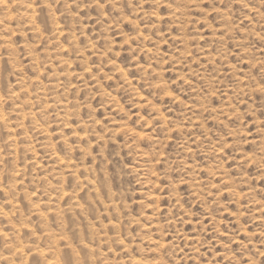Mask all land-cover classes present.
Here are the masks:
<instances>
[{
	"label": "rangeland",
	"instance_id": "1",
	"mask_svg": "<svg viewBox=\"0 0 264 264\" xmlns=\"http://www.w3.org/2000/svg\"><path fill=\"white\" fill-rule=\"evenodd\" d=\"M0 214V264H264V0H0Z\"/></svg>",
	"mask_w": 264,
	"mask_h": 264
},
{
	"label": "bare ground",
	"instance_id": "2",
	"mask_svg": "<svg viewBox=\"0 0 264 264\" xmlns=\"http://www.w3.org/2000/svg\"><path fill=\"white\" fill-rule=\"evenodd\" d=\"M27 103V102H26ZM9 118V117H8ZM17 121V120H16ZM161 122V121H160ZM2 123V122H1ZM162 123V122H161ZM164 124V123H163ZM197 124V123H196ZM198 128V127H197ZM199 129V128H198ZM48 154V153H47ZM58 159V158H57ZM62 163V162H61ZM74 163V162H73ZM77 164V163H76ZM91 170V169H90ZM71 171V170H70ZM85 172V171H84ZM86 174H88V173H86ZM72 175V174H71ZM73 176V175H72ZM75 176V175H74ZM58 178V177H57ZM61 179V178H60ZM76 180V179H75ZM79 180V179H78ZM81 181V180H80ZM85 182V181H84ZM88 183V182H87ZM90 185V184H89ZM88 185V186H89ZM77 186V185H76ZM92 187V186H91ZM88 188V187H87ZM59 194V193H58ZM73 195V194H72ZM49 196V195H48ZM70 198V197H69ZM52 199V198H51ZM55 201V200H54ZM73 201H74V199H73ZM56 202V201H55ZM53 205H55V204H53ZM47 207H48V205H46ZM6 207V206H5ZM12 207V206H11ZM18 207V206H17ZM16 208V207H15ZM76 209H77V207H75ZM10 209V208H9ZM46 209V208H45ZM48 209V208H47ZM49 210V209H48ZM2 211V210H1ZM35 211V210H34ZM80 211V210H79ZM82 211V210H81ZM53 212V211H52ZM12 213V212H11ZM49 213V212H48ZM1 215V214H0ZM58 215V214H57ZM40 216V215H39ZM41 217V216H40ZM2 218V217H1ZM10 218V217H9ZM6 219V218H5ZM41 219V218H40ZM3 220V219H2ZM43 220V219H42ZM6 221H8V223H9V220H6ZM22 221V220H21ZM12 222V221H11ZM40 222V221H39ZM14 223V222H13ZM12 225V224H11ZM28 225V224H27ZM25 227H26V223H25V225H24ZM14 229V228H13ZM17 229V228H16ZM15 229V230H16ZM28 229H29V227H28ZM45 230V229H44ZM17 231V230H16ZM2 233H4V232H2ZM18 233V232H17ZM41 233H43L42 231H41ZM48 233H50V232H48ZM61 233V232H60ZM10 234V233H9ZM33 234V233H32ZM55 234V233H54ZM62 234V233H61ZM12 235V234H11ZM50 235H53V234H50ZM49 235V236H50ZM3 236V235H2ZM43 236V235H42ZM62 236V235H61ZM4 237V236H3ZM36 237H38L39 238V236L37 235ZM44 237V236H43ZM18 239V238H17ZM22 239V238H21ZM48 239V238H47ZM63 239V238H62ZM10 240V239H9ZM14 240V239H13ZM36 240V239H35ZM64 240V239H63ZM48 241V240H47ZM46 241V242H47ZM52 241V240H51ZM66 241V240H65ZM7 242H10V241H7ZM6 242V243H7ZM13 242H15V241H13ZM33 242V241H32ZM53 242V241H52ZM154 242V241H153ZM15 243H17V242H15ZM23 243V242H22ZM28 243V242H27ZM34 243V242H33ZM66 244H67V242H66ZM62 245V244H61ZM13 246V245H12ZM165 246V245H164ZM11 247V246H10ZM49 247V246H48ZM47 247V248H48ZM52 248V247H51ZM51 248H49V249H51ZM8 249V248H7ZM11 249H13V247L11 248ZM21 249V248H20ZM29 249V248H28ZM17 249H15V251H16ZM31 251V250H30ZM52 251V250H51ZM32 252V251H31ZM36 252V251H35ZM34 252V253H35ZM40 252V251H39ZM50 252V251H49ZM23 253H24V251H20V254L19 255H23ZM37 253V252H36ZM43 253V252H42ZM11 254V253H10ZM41 254V253H40ZM49 253H47V255H48ZM4 255V254H3ZM16 255H18V254H16ZM50 255V254H49ZM57 255V254H56ZM42 256V255H41ZM40 256V257H41ZM8 257H9V255H8ZM7 257V258H8ZM20 257H22V256H20ZM29 257V256H28ZM5 258V257H4ZM18 258H19V256H18ZM9 259H11V257L10 258H8V260ZM46 259V258H45ZM20 260V259H19ZM12 261V260H11ZM23 261V260H22ZM21 261V262H22ZM9 262H10V260H9ZM6 263V262H5ZM7 264H8V262H7Z\"/></svg>",
	"mask_w": 264,
	"mask_h": 264
}]
</instances>
